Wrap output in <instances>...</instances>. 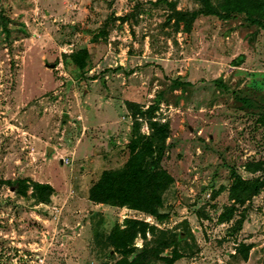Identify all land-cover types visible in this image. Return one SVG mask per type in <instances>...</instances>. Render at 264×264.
<instances>
[{
    "label": "rangeland",
    "instance_id": "obj_1",
    "mask_svg": "<svg viewBox=\"0 0 264 264\" xmlns=\"http://www.w3.org/2000/svg\"><path fill=\"white\" fill-rule=\"evenodd\" d=\"M201 8L0 0V264H119L110 237L129 220L155 229L130 262L147 248L178 251L175 264H264V27L240 14L178 18ZM137 120L146 136L151 122L171 128L163 221L90 200L128 164ZM235 172L262 188L244 205L230 198ZM35 183L53 187L48 202Z\"/></svg>",
    "mask_w": 264,
    "mask_h": 264
},
{
    "label": "trees",
    "instance_id": "obj_2",
    "mask_svg": "<svg viewBox=\"0 0 264 264\" xmlns=\"http://www.w3.org/2000/svg\"><path fill=\"white\" fill-rule=\"evenodd\" d=\"M202 8L195 11L193 17L189 14L179 13L181 21L197 19L201 15L226 16L229 18L233 14H240L248 18L254 25L264 27V0H223L221 10H217L213 0H199ZM189 28L191 24L189 23ZM76 58L77 55H74ZM156 108L153 106L148 111L138 108L135 118L138 116L152 118ZM152 133L149 136L141 133L138 120L135 124L134 138L130 144L131 158L125 169L118 172H105L102 178L92 187L90 200L101 205H111L157 217L160 221L165 220L160 209L164 205L163 197L169 188L174 184V178L162 167V160L167 152V142L171 135V128L168 124L151 122ZM263 164H261L262 166ZM259 167L250 165L248 170L256 173ZM234 184L231 188L230 198L235 204L244 205L246 201L261 193L260 181L246 180L238 173H234ZM35 194L48 202L54 192L50 185H33ZM237 210L236 207L227 209L222 222L231 220ZM155 230L149 224L129 220L126 229L117 228L111 235V243L118 250L124 252L125 257L119 264H148L149 256L160 257L161 252H154L147 248L142 249L139 255L130 262L129 256L136 253L135 239L139 234L146 236L151 230ZM181 255L175 251L169 257H162L160 260L165 264H175Z\"/></svg>",
    "mask_w": 264,
    "mask_h": 264
},
{
    "label": "water",
    "instance_id": "obj_3",
    "mask_svg": "<svg viewBox=\"0 0 264 264\" xmlns=\"http://www.w3.org/2000/svg\"><path fill=\"white\" fill-rule=\"evenodd\" d=\"M50 152H52V150H50Z\"/></svg>",
    "mask_w": 264,
    "mask_h": 264
}]
</instances>
